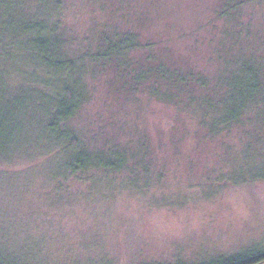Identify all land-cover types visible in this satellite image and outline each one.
I'll return each mask as SVG.
<instances>
[{"label":"rangeland","instance_id":"obj_1","mask_svg":"<svg viewBox=\"0 0 264 264\" xmlns=\"http://www.w3.org/2000/svg\"><path fill=\"white\" fill-rule=\"evenodd\" d=\"M1 2L17 31L7 34L0 54V233H6V242L24 230L50 236L54 250L79 264L176 257L197 261L264 246V178L240 183L224 178L264 171V90L250 101L241 129L210 138L200 120L220 113L219 98L212 99L213 107L199 100L187 111L143 91L125 100L98 82L94 97L73 119L74 127L85 132L90 144L115 135L137 150L146 140L149 157L134 163V173L130 168L117 174L88 168L68 183L52 181L47 174L51 159L42 156L39 99L42 92L52 93L41 85L31 90L30 73L37 64L27 55L35 52L43 66L41 52L28 48L31 42L23 32L28 21L46 13L47 5L39 0ZM80 2L68 0L67 18L82 29L90 9L80 8ZM137 3L138 11L150 15L142 34L168 45L173 57L197 70L210 76L221 71L225 81L232 74L246 84L253 82L248 67L258 64L264 70V0H244L241 18L251 22L252 36L232 28L220 38V0ZM260 81L264 87V75ZM94 131L103 133L93 137ZM46 154L52 156L54 149Z\"/></svg>","mask_w":264,"mask_h":264},{"label":"trees","instance_id":"obj_2","mask_svg":"<svg viewBox=\"0 0 264 264\" xmlns=\"http://www.w3.org/2000/svg\"><path fill=\"white\" fill-rule=\"evenodd\" d=\"M1 1L0 54L6 48L1 45L7 34L17 32L15 20L8 17L9 13L4 10ZM39 1L47 5L46 13L40 14L34 22L28 21L23 32L31 42L28 48L41 52L43 66L39 67L35 52L27 55L37 64L30 73L31 90L41 85L51 88L52 93L42 92L39 96L42 108V156L49 158V162L51 159L47 174L52 181L66 183L72 177L79 178V171L88 168L115 174L130 168L134 173V163L144 162L149 157V143L146 140L140 141L137 150L133 149L129 140L116 141L115 135L105 139L103 144H90L85 132L74 127L73 119L94 97L98 82L104 81L108 87L111 86L109 89L114 88L124 95L122 99L125 100H132L143 91L187 111L199 100L209 101L213 107L211 101L217 97L222 104L220 113L217 111L216 116H203L200 120L210 138L221 133L230 134L234 128L241 129L250 101L256 100L264 90L260 81L264 70L258 64L246 70L253 82L243 83L232 74L230 80L225 81L220 75L221 71L210 76L194 68L189 61L173 57L168 45L167 48L159 40L146 38L141 28L150 15L142 9L138 11L137 0H81L78 3L80 8L87 6L90 9L88 22L82 29L68 22V0ZM243 5L244 0H220L221 10L216 14L224 20V25L218 38L226 36L232 28L244 36H252L256 32L252 30L250 21L243 23ZM72 7L76 5L72 3ZM47 14L53 18L50 26L47 24ZM157 44L161 46L157 48ZM28 65L27 60L25 67ZM3 119L0 115V133ZM102 133L94 131L92 136ZM51 148L55 154L49 156L46 153ZM53 161L58 164L52 166ZM255 177L264 178V171L250 177L233 178L230 175L224 178L240 183ZM20 232L12 233L14 236L21 234V237L11 243L6 242V233H0V264H79L72 260L70 254L67 253L69 257L64 252L54 250L47 241L50 236L45 237L30 230ZM113 264H118L116 259ZM140 264H264V246L249 247L230 254L221 253L197 261L176 257L172 260L144 259Z\"/></svg>","mask_w":264,"mask_h":264}]
</instances>
